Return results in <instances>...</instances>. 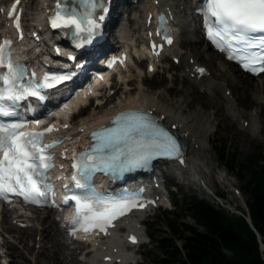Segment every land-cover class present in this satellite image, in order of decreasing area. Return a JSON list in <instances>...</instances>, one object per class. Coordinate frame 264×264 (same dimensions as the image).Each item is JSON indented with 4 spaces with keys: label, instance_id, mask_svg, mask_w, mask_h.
<instances>
[{
    "label": "rangeland",
    "instance_id": "rangeland-1",
    "mask_svg": "<svg viewBox=\"0 0 264 264\" xmlns=\"http://www.w3.org/2000/svg\"><path fill=\"white\" fill-rule=\"evenodd\" d=\"M33 1L24 0L25 16L29 25L33 21L42 20L43 22L45 15L44 1ZM119 2L118 0L113 11V18L117 28H119L120 32L126 33L129 40H139L137 35L141 34L143 14L150 1L145 5L136 0L127 2L123 0L121 4ZM189 22L193 24L191 33L194 32L192 35L196 36L195 22L192 17H189ZM4 28L3 14L0 10V30ZM133 34H135L136 38L132 39L131 35ZM184 37L180 32L178 38ZM180 39L179 42L181 41ZM111 40L114 39L111 37ZM198 43L199 47L209 53L208 57L213 54L211 48L205 47L204 40ZM113 44L117 46L115 40ZM178 44L184 47L182 51L186 50V45L183 43ZM167 57V59L160 61V66L156 71L151 72L147 70L146 61H140L135 56H132L129 64L124 69L119 70V80L116 81L114 79V85L101 90L102 95L99 100H91L82 113H68L65 116L72 119L73 130H79L100 121L115 106L125 104L130 99L139 98L143 94L158 96L159 93H164L170 101L184 98L187 101L193 99V106L184 105L186 113L204 104L206 113L211 116L210 126L213 131L210 133V141L205 140V142L208 147L207 156L211 158L215 166L213 172L217 178L216 184L211 183L210 188H207L206 185L199 183L197 176L196 181L189 182V179L175 174L172 169L170 176L166 175V179L171 184L173 183V189L170 188L167 205L165 204L151 210L148 215H146L147 212L144 214L147 216L143 228L145 232L143 238L146 241L135 247L136 261L126 264H159L158 259L166 254L160 244V239L162 238L167 239L169 242H174L183 248L184 239L182 236L175 234L171 227V221L173 220L180 224L181 228L184 227V224L197 225L203 228L190 214H187L189 213L188 211L182 210L184 198L187 196L197 195L198 197H204L215 204L223 203L230 212L244 213L245 211V214H248L246 200L249 194L243 187V180L219 159L216 145L220 141H225L230 150L238 152L240 159L257 151L264 153V129L262 130L260 122L256 123L258 126L260 125L258 127L259 130L257 129L254 132L246 131L245 117H242L239 124L238 115L233 116L229 112L226 100L228 96H225L222 91L210 95L205 93L203 87L195 85L194 94L204 92L203 98L201 99L198 95L187 96L188 90L193 88V82L180 74V63L174 61L172 56ZM201 62L210 69H214L208 59L201 58ZM174 76L176 77L175 80H173ZM213 78H215L216 82L225 83L226 86L231 87L228 82H223L222 76L214 77L213 73ZM256 78L259 79V77ZM232 91L234 97L233 88ZM229 96L232 97V93ZM107 97L109 98L108 100H106ZM100 101L101 103L106 101V105L102 108L96 105ZM254 108L251 111L256 114L257 107ZM246 122L250 121L246 120ZM165 168L167 172H170L168 166ZM190 177L195 178L193 175ZM224 177H226L227 182L223 180ZM214 193L222 195V198H217ZM170 197H173L174 204H169ZM34 210L35 208L24 207L21 204L13 208L0 205V264H90L85 261L88 258L85 251H81L83 242L73 240L67 236L65 230L58 225L57 221L51 224L47 229V233H45L43 226L47 225V222H45L46 224L42 223L35 216L36 212ZM37 211L41 217L48 214L46 210L38 209ZM176 212H181V215L178 217ZM50 216L48 218L49 222L51 219L55 220L53 215L50 214ZM20 220H23L24 224ZM261 247L264 248L262 245Z\"/></svg>",
    "mask_w": 264,
    "mask_h": 264
},
{
    "label": "snow or ice",
    "instance_id": "snow-or-ice-1",
    "mask_svg": "<svg viewBox=\"0 0 264 264\" xmlns=\"http://www.w3.org/2000/svg\"><path fill=\"white\" fill-rule=\"evenodd\" d=\"M90 9L81 19L78 11L67 6H60L51 19L53 28L74 29L79 36L87 32L86 40L91 43V34L99 27L91 18L92 11L99 5V0H86ZM59 5V0H58ZM204 18L207 36L222 51H228L230 59H239L246 69L253 72H264V0H201L197 8ZM11 15V13H10ZM100 20L103 16L99 17ZM17 27L19 20L17 19ZM259 34V35H257ZM172 43L170 38L167 39ZM0 46V67H6L7 73H0V117L13 116L4 101L13 103L29 96L43 99L41 85L24 87V69L11 60L10 52ZM81 47L82 45H77ZM261 49L259 54L250 53V49ZM259 65V67H256ZM203 72V69H198ZM70 76L51 77L62 82ZM48 76L45 77L47 81ZM44 86L52 87V84ZM123 125L116 129H106L103 134H94L101 141L91 152L82 154V162L74 165L77 175L73 176L75 186L79 189L88 188L90 174L96 170H111L125 165L138 167L146 164L155 156L179 155L180 146L167 133L144 120L142 116L127 115L119 118ZM22 123H0V195L15 192L26 201L39 203L40 199L49 195V186L44 183L46 172L53 167V154L48 151L52 144H43L41 132H24ZM46 131H51L47 129ZM107 149V154L104 150ZM91 161V163H89ZM75 199V197H73ZM135 204L110 203L99 199L95 204L87 201L80 204L78 216L87 209L88 215L83 220L84 230L92 228L106 230L113 220L130 211ZM97 207L100 209L97 211ZM133 242L136 238L131 237Z\"/></svg>",
    "mask_w": 264,
    "mask_h": 264
},
{
    "label": "bare ground",
    "instance_id": "bare-ground-1",
    "mask_svg": "<svg viewBox=\"0 0 264 264\" xmlns=\"http://www.w3.org/2000/svg\"><path fill=\"white\" fill-rule=\"evenodd\" d=\"M32 1L33 0H31V2ZM43 1H44V5L46 6L48 0H43ZM125 1L127 2L129 0H125ZM191 1L193 0H177L176 6L178 8H181V6H183V10L187 12V16H188L191 15L190 14ZM152 5L153 3L149 8H151ZM174 11H177V9H174ZM185 23L187 25L189 24V18H187ZM45 34H47L46 31ZM192 34L189 33V29H185L183 32V35L185 37L181 38V41L178 42L186 45L187 48L185 51H182L184 47H182L178 43L174 44L172 47L169 48V51L172 53L171 55L172 57L177 55L180 58L179 59V63L181 64L180 74L183 77L189 78L193 82L192 84L193 88L191 90H188L187 96L198 95L201 99L203 98L204 92L199 94H194L195 85L203 87L205 93L210 95L222 91L225 96H228L227 97L228 99L226 100H227L229 112H231L233 116L238 115L239 124L242 120V117H245V124L247 125V127L245 126V128L247 129L246 131L254 132L255 130H257L258 127L260 126L256 124L257 122H260V124H262L261 128L263 130L264 129V78L262 76H254L247 72H244L238 65L227 60L222 55V53L214 50L213 48L210 47L208 43H206L204 44L206 45L205 47L211 48L213 51L212 52L213 54L210 57H208L209 53H207L205 49H202L201 47L198 46L199 44L198 42L204 40L201 29L197 27L195 34L196 36H193ZM126 36L127 35H125V37ZM48 38L49 36L47 37V39ZM44 48L50 50L49 45H47V47L45 46ZM41 51L44 52L43 50ZM136 52H140V49L136 48ZM141 52L146 55L145 50L144 51L141 50ZM167 58H168L167 55H165L164 58H160L161 60L158 59L156 60V62L159 60L162 61ZM201 58L208 59V61L212 64V67L214 69L213 70L210 69L206 64L201 62ZM129 59H131V56ZM94 60H96V58H94ZM160 61L158 63H160ZM156 62L155 61L151 62V64L154 67H156V65L157 67H159L160 65L156 64ZM89 65L90 64H88V66ZM127 65L128 62L126 66ZM199 66H206L209 72L204 75H201V72L198 71ZM213 73H214V77L222 76L223 82H228L231 85V87L226 86L225 83H218V81L216 82L215 78H213ZM256 77H259V79ZM175 79L176 77L174 76L173 80ZM232 88L235 94L234 97H233ZM170 91L172 92V90ZM231 93H232V97L229 96L231 95ZM108 99L109 98L107 97L106 100ZM105 102L99 103L97 107H101V108L104 107L106 105ZM130 104L146 105L152 110H155L161 116V118L165 122H167L169 126L176 129L177 132L185 140V143L187 144L188 152L185 156L183 163L179 162L175 166L174 164L172 165L173 167L172 169L175 172V174H179L182 177L189 179L188 180L189 182L196 181L195 178H191L190 176L198 175V178L200 179V183L202 185H206L208 188H210L211 183L216 182L217 178L215 176V173L213 172L215 166L212 163L211 158L207 156L208 147L205 142V140L210 141V133L213 131L210 126L211 116H209L206 113V106L204 104H201L199 108H194L191 112L186 113L184 105L193 106L194 104L193 99L187 101L186 98H184L182 100L179 99V100L170 101L164 95V93H159L158 96L153 94H143L139 98L130 99L129 102H126L125 104L122 105L116 104L118 106L115 107H120ZM254 107H257L256 114H254L251 111L255 109ZM110 113H108L100 121H97V123L103 122L106 117L110 116ZM246 120H249L250 122H246ZM71 128L73 127L71 126L68 129L67 134L72 133L73 136L79 134L78 131L73 130ZM223 180L226 181V177H224ZM37 210L38 208H35L34 210L36 212L35 216L38 219H40L42 223L46 224L45 222H47V225L43 226L45 233H47V229L49 228V226L51 224H54V222L56 223V221L51 219V221L49 222L48 218L50 214L48 213L44 217H41L40 213ZM143 215L144 212H141L139 214L140 217H142ZM136 218L133 217L127 227L129 228V231L138 234L142 239L144 235V231L138 222L144 223L145 220H136ZM129 233L130 232H127L128 236ZM126 236L127 235L125 234L122 228L117 229L113 233L109 234L105 240L99 239L93 234H86L85 238L87 240H91V243H89L88 241L81 240V242H83L81 251H85L86 256H88V258L85 261L89 262L90 264H112L113 262L118 264H126L129 262L136 261L135 260L136 250L134 249V246L131 247V245L133 244H129L128 242L129 240L127 238L128 236L127 237ZM135 245H138V243H136Z\"/></svg>",
    "mask_w": 264,
    "mask_h": 264
},
{
    "label": "trees",
    "instance_id": "trees-1",
    "mask_svg": "<svg viewBox=\"0 0 264 264\" xmlns=\"http://www.w3.org/2000/svg\"><path fill=\"white\" fill-rule=\"evenodd\" d=\"M216 152L243 180L249 194L246 202L251 220L264 242V153L257 151L240 159L225 141L217 143ZM182 210L188 211L203 228L191 224L181 228L175 220L171 221L174 233L184 239V247L160 239L166 254L158 259L159 264H264V248L245 211L230 212L223 204L197 195L185 197ZM176 215L179 217L181 212Z\"/></svg>",
    "mask_w": 264,
    "mask_h": 264
},
{
    "label": "water",
    "instance_id": "water-1",
    "mask_svg": "<svg viewBox=\"0 0 264 264\" xmlns=\"http://www.w3.org/2000/svg\"><path fill=\"white\" fill-rule=\"evenodd\" d=\"M247 219H248L249 223L251 224V226L256 230V232H257V234H258V237H259V239H260V241H261V244H262V246L264 247V242H263L262 239H261L262 236H261L260 232L256 229L255 225L253 224V222H252V220H251V217H248Z\"/></svg>",
    "mask_w": 264,
    "mask_h": 264
}]
</instances>
